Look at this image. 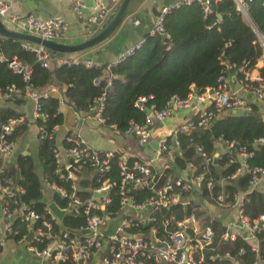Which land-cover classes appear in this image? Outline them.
<instances>
[{
	"label": "trees",
	"instance_id": "16d2710c",
	"mask_svg": "<svg viewBox=\"0 0 264 264\" xmlns=\"http://www.w3.org/2000/svg\"><path fill=\"white\" fill-rule=\"evenodd\" d=\"M210 9V12L205 14L197 3L171 9L165 15L162 34L146 37L131 55L110 69H107L104 64L87 67L82 62L57 65V57L63 54L52 53L48 49L51 58L47 66H43L37 54L27 48L35 44L0 38L2 56L0 88L15 85L24 89L30 84L33 89L41 91L52 84L59 89V93L68 100L75 111L80 113L89 112L90 107L94 105V99L103 93L105 95L102 111L103 124L114 125L118 132L125 133L131 123L143 124L145 121L147 115L145 109L140 110L135 106V102L140 97L147 99L144 106L154 105L156 110H163L170 106L173 96L184 100L193 91L201 95L208 88L216 87L219 77L228 76L230 68L236 73L237 79H243L245 72L254 68L257 59L264 51L258 37L260 34L264 38V0L249 2L247 10L249 22L244 19L233 0H213ZM218 16H221V19ZM13 58L29 67L31 75L28 81H24L21 74L13 73L7 67L6 60ZM260 75L264 77V70H261ZM99 76L104 80L100 84H95L94 79ZM108 77H111L109 83L106 81ZM107 88H109L108 91ZM60 102L57 94L40 100V111L46 115L44 120L36 119V124L43 127V131L39 132L38 144V159L43 176L46 182L65 189L68 194L74 193L81 199L91 196L87 188H97L103 182H116L117 185L109 190L110 203L101 212L116 217L121 208L119 164L124 162L119 153H113L110 159L111 168L104 174L93 172V168L88 164L82 166L79 170L83 174L93 172V179L92 181L79 179L78 183L82 188L78 191L73 189V180L66 178L64 169L61 172L56 171L52 133L54 127L62 125L63 122V116L59 111ZM252 107V113L223 114L221 119L217 116L207 127L194 126L189 133L178 132L175 141L168 137V144L177 143L179 154L174 155V161L170 167L158 171L149 166L152 175L160 176L155 187L162 186L167 180H176L177 171L183 170L188 163H192L195 167V176L199 174L203 176L199 182L200 193L208 202L218 203L217 196L225 194L226 199L223 202L225 205L234 201V195L239 190L248 191L251 180L249 172L245 171L235 180L230 177L241 165L237 160L239 148H245L248 153L246 165L249 169L264 168V142H258L259 139H264V114H261L257 107ZM212 108V105H206L197 109L196 114L186 119L183 124L186 122L196 124L200 114ZM13 116L16 115L11 110L0 112V132L1 124ZM27 128L26 122L17 125L11 138L14 140L24 134ZM232 141L238 144L231 152L227 150L221 153L214 163L213 157L219 147L218 144L223 142L227 145ZM63 143L66 149L72 146L66 139ZM197 147H201L207 153L211 158L210 161L203 160L196 151ZM100 154L103 153L100 152ZM135 163L143 164L141 160L134 158L125 161L130 169ZM17 169L20 171L21 179L16 188L23 192H16L14 197H9L5 193L9 210L19 207L22 203L27 204L39 216L33 224L34 228L42 226L43 221H48L52 225L50 232L54 235L60 234L57 220L43 201L40 178L30 154H19L16 167L1 168L0 191L16 189L14 185ZM221 179L229 180L228 183L221 185ZM209 180L212 181L210 187L207 186ZM191 192V188L186 189L183 197L189 196ZM128 194L137 202H141L152 195L153 190L134 189ZM54 200L61 208H67L68 199L56 193ZM194 206L192 202H189L186 211L182 204L160 207L151 213L152 218L147 225L134 221L124 231L128 234L141 233L146 236L150 229L154 228L156 237L165 238L176 229L179 222L194 213L197 219L203 217L205 228L210 227L213 231L211 241L195 255L197 259L202 255V264H253L264 258V229L255 234L258 240V249L255 250L243 235H237L234 239H225V226L218 220L204 218L202 211L193 210ZM243 212L250 221L264 214V192L261 189L256 188L245 194ZM7 222L12 230L8 237L23 241L29 233L26 223L16 218ZM63 223L72 230H80V227L82 229L85 225V218L67 215ZM189 233L193 235L191 230ZM41 239L39 242L33 241L31 245H37L40 250L44 249L48 240L45 237ZM59 264L76 263L67 260Z\"/></svg>",
	"mask_w": 264,
	"mask_h": 264
},
{
	"label": "built area",
	"instance_id": "2783aa9c",
	"mask_svg": "<svg viewBox=\"0 0 264 264\" xmlns=\"http://www.w3.org/2000/svg\"><path fill=\"white\" fill-rule=\"evenodd\" d=\"M120 0H112L111 4L106 5L104 0H98L100 5L99 17L104 18L107 13L116 6ZM213 0H177L169 6H163L156 17L154 26L151 30V35L162 34L164 32V18L165 15L173 8H179L184 5H190L197 3L205 14L210 12L211 3ZM241 12L242 16L248 17L247 10L249 2L251 0H233ZM84 4L80 0H76L73 6V10L78 16H82V9ZM0 20L5 24L13 26L17 31L28 33L38 36L42 39H47L55 42H62L66 39L67 34V22L62 16H52L48 18L38 17L34 13L17 14L11 11V5L7 2L0 1ZM95 20L90 19V22ZM89 22V21H88ZM259 40L264 47V38L258 34ZM141 44V43H140ZM140 44L132 45L126 52L121 54L118 60L114 63L107 64L106 68L110 69L113 65L125 59L131 55L133 51L139 47ZM32 52L37 54L38 59L43 66H47L48 61L51 58L47 49L41 45L35 44L34 46H27ZM7 67L16 74H21L24 81H28L31 75V71L28 66L23 65L19 60L13 58L6 60ZM82 61L69 60L66 58L57 59V65L72 64ZM87 67L93 65H101L95 62L83 61ZM232 69V68H230ZM233 70V69H232ZM242 70V69H241ZM234 71V70H233ZM111 77L106 78L109 83ZM103 77L99 76L94 79L95 84H100L103 81ZM240 89L248 90L253 94L255 102L260 105V108L264 111V77H252L251 70L245 72L243 79H237ZM256 82V83H255ZM59 89L50 84L44 90H35L30 84L26 85L24 89H20L15 85H9L5 88H0V100H9L16 96L28 98L35 103L36 118L44 120L46 115L40 111V100L47 99L52 93H58ZM174 100L170 103L168 108L163 110H156L154 105L144 106V102L147 100L145 97H140L135 106L140 110L145 109L147 115L143 124L131 123L130 128L126 132L134 134L141 145L149 144L152 139L153 132L151 124L154 120H163L166 117L172 115L174 109L190 108L195 104H209L213 108L208 111H203L199 120L195 123L186 122L177 128L170 129L168 136L175 141L178 132L189 133L194 126L207 127L217 117L220 116L225 110L241 111L242 113H250L253 111L252 105L243 98L238 90H234L230 86V82L227 76H220L218 84L214 88H208V90L195 97L190 94L186 99L180 100L175 96ZM105 95L102 93L100 96L94 99V105L90 107L89 113L98 124H103L104 119L102 117V111L104 109ZM196 102V103H195ZM149 110V112H147ZM24 118L22 116H13L7 119L1 124L0 132V158L9 156L13 150V139L11 138L14 128L23 123ZM115 128L114 125H111ZM43 131V127H40ZM52 135V134H51ZM50 135V136H51ZM167 137H163L158 142V151L163 156L164 153L169 157L174 158L175 149L177 143L173 145L167 143ZM67 142H71L72 146L67 149L69 162L67 165L62 166L59 151L54 149V157L56 161V171L61 172L63 169L66 171V178L74 180L75 176L71 169L79 170L82 166L88 164L93 168V172L104 174L111 168L110 159L113 153L106 152L100 154V152L90 148L81 138H74L68 136ZM259 143L264 142V139H259ZM238 144L236 141L227 143V150H231ZM237 159L240 157L243 160L242 166L236 170L232 177H236L241 171L245 169L246 172L251 174V180L249 182V189L241 194L236 193L234 200L236 206L239 209V224L243 232L248 235L255 236L258 231L264 229V214L259 215L255 220L250 219L243 212V201L245 194L258 188L261 177L264 175V168L254 167L249 169L246 165V157L248 153L245 148L238 149ZM197 153L203 158L205 162L210 161V157L201 147L196 148ZM190 165L193 166L192 163ZM150 164L135 163L133 168L130 169L126 166L125 162L119 164L121 180L119 182V198L120 207L123 209L128 205H132L138 209L149 208L151 213L160 208L168 207L172 204L187 205L184 201L183 193L186 189L191 188L189 183L177 178L176 180H167L162 186L155 187L157 181L153 183L154 177L150 171ZM2 167H0L1 170ZM203 179L202 175L195 176V181L199 182ZM116 182H103L99 187L95 188V193L101 195L90 196L86 199H81L74 193L68 194L65 189L51 184L52 188L62 198L68 199L67 207H73L75 211L82 214L85 218V225L83 231L85 233L79 237L70 235V233L64 231L58 235L52 234L50 231L52 225L48 221H43L42 226L34 228L33 224L38 220L39 216L34 210H32L27 204L22 203L19 207L9 210L8 204L5 199V193L9 197H14L17 193H22L21 189H1L0 191V212L6 220L20 219L26 223L28 231L33 232V241H41L43 237L47 238L48 243L46 247L40 250L37 245H29V249L39 257H49L55 261L65 262L71 260L76 264H86L92 257V255L100 250L104 245L107 246L109 254L103 258L104 264H158L164 262L166 264H202V255L196 258V253L202 251L204 246L211 241L213 231L210 227H206L203 230H199L195 227H191L190 224L196 220L195 214L191 213L186 219L179 222L176 229L170 232L165 238L156 237L155 229L151 228V235L149 238L144 236H127L124 233V229L131 225L126 220H123L119 224V228L116 233L111 236L103 234V230L106 228L111 217V214L103 212L105 206L110 203V197L106 194L113 186H116ZM212 181L207 182V186L210 187ZM148 188L153 190V194L144 198L141 202H137L134 197L128 193L134 189ZM179 188V189H176ZM73 189L75 187L73 185ZM104 195V196H103ZM226 199L225 194L217 196L216 201L218 204H223ZM234 203V201H233ZM149 217V221L151 220ZM46 229V230H45ZM192 231L193 235L189 233ZM241 230V231H242ZM6 231L12 233L9 223L7 222ZM26 238V237H25ZM234 239V237H226ZM25 239L23 238V242ZM253 264H264V258L255 261Z\"/></svg>",
	"mask_w": 264,
	"mask_h": 264
},
{
	"label": "crops",
	"instance_id": "0c3cea01",
	"mask_svg": "<svg viewBox=\"0 0 264 264\" xmlns=\"http://www.w3.org/2000/svg\"><path fill=\"white\" fill-rule=\"evenodd\" d=\"M0 1L9 3L11 5V11L17 14H27L32 12L41 18L62 16L67 22L68 27L66 39H64L62 43L67 44H78L85 40L87 36L91 34L86 30V27H89L87 23L90 24L95 22L100 12V5L98 3V0H80L84 4V7L82 9V16H78L73 10V6L76 0ZM104 1L106 5L111 4L112 2V0ZM164 1L166 0H142L135 7L132 6V10H130L124 17L118 28L103 43L82 51L63 54L61 57H57V59L66 58L69 60H77L82 62L89 61L101 65H107L116 62L121 54L126 52L132 45L142 43L146 39V37L151 35V30L154 26L159 10L164 6ZM94 17L95 20L90 22V19ZM244 19L249 22L248 17H245ZM5 25L10 30H16L9 24L5 23ZM147 34L149 35L146 36ZM0 38L3 37L0 36ZM0 59H2L1 54ZM261 70H264V51L262 55L257 59L254 68L251 69L252 77L255 78L260 76ZM227 75L231 88L234 90H238L239 94L243 98H245V100H247L252 106L257 107L258 111L261 114H264V111L260 108V105L255 102L253 94L248 90L239 88L236 73L229 70ZM53 94H57V96H59V99L61 100L59 104V111L63 116V122L62 125L54 127L52 134L55 148L59 151V157L62 166L67 165L69 162L67 149L65 148L63 142L68 137L67 134H71V136L74 138L83 139V141L95 151L102 153H119L124 162L129 158H134L137 160H141L145 164H150V167H153L158 171L162 170L165 167H170L173 164L174 158L169 157L166 154L162 156L158 151L157 146H155L154 144L156 143L158 145V142L161 138H163L164 136H168L170 129L177 128L178 126L182 125L186 119L195 115L197 109H201L203 108V106L209 105L195 104L190 108L174 109L172 115H170L169 117H166L161 121L154 120L151 124V129L153 132L152 139L150 140L149 144L141 145L138 138L134 134L128 132L120 133L111 126L98 124L89 112H77L68 103V100L62 94H60L59 92L52 93V95ZM192 94H194V91ZM5 110H11L15 113L16 116H22L24 118V122L28 124V128L24 134L13 140L14 145L11 154L3 159L0 158V161H2L1 167H16L17 156L19 154H30L34 159L35 169L40 178L43 201L46 204L47 209L49 210V204L55 203L62 210H70V212L65 216L74 215L80 218H84L82 214L75 211L73 207L61 208L56 203V201L54 200L56 191L52 188L51 183L46 182L43 176L41 164L38 159V144L40 141L39 132L41 131V126H38L36 124L37 118L35 103L32 100L23 98L21 96H16L9 100H0V112ZM236 112H234L233 110H225L220 116L228 113L236 114ZM218 145L219 147H217L213 159H217L221 153L227 151L226 143L220 142ZM176 152L178 153L177 147L175 149L174 155H176ZM239 158L237 160L242 166ZM78 171L81 175L79 177H76V175L74 174L75 179L73 180V185L76 191L81 190L82 188L78 183L79 179L84 178L90 181H92L93 179V172L91 174H83L80 170ZM194 172L195 170L190 165V163H188V165L183 170L177 171V177L189 183L192 190L189 196L183 197L184 201L187 202V205L189 204V202H192L193 205H195L193 207V210L197 212L202 211L204 213V218L208 217L210 220L220 221L226 229V234L224 235L225 239H228L226 237L230 236L235 238L237 235H243L245 240L251 244L253 249L257 250L258 240L256 239V236L248 235L241 229L238 216L239 209L236 206L237 201L234 200V203L229 202L225 205L218 204L216 202H208V200L204 199L201 196L200 187L199 184L195 181ZM239 172L240 173L236 177L231 176L230 179H237L239 175L245 172V169L242 168ZM228 180L229 179H221L220 184H226L228 183ZM258 188L264 192V175L261 177ZM86 190L90 192L91 196H95V194H97L94 191L95 188H87ZM241 193H243V191L239 190L238 194ZM108 194L109 191L104 195ZM100 196H102V194L98 195L97 197ZM187 205L184 206L187 207ZM150 212L151 210L149 208L138 209L132 205H128L123 209L120 208L119 215L114 217L113 219L122 216L121 221L126 220L131 224L134 221H138L141 225H147L150 217ZM53 217L56 219L54 215ZM57 224L59 225L58 221ZM6 225L7 220L0 212V264L60 263L59 261H55L49 257L47 258L36 256L29 249V245H31V242H28L26 240L24 242L19 240L17 241L13 238H9V233L6 231ZM190 226L192 228L195 227L199 230H203L205 228L203 217H198V219L196 218V220L192 222ZM59 231L62 232L61 230ZM72 231L74 233H70V235L73 234L79 237H81L85 233V231H83V227L82 229L80 227V230ZM124 233L127 236H144L146 238H149L151 235L150 231L146 236L142 235L141 233L128 234L125 231ZM108 254V248L106 245H104L100 250L96 251L92 255V257L86 264H104L102 260ZM158 264L166 263L160 262Z\"/></svg>",
	"mask_w": 264,
	"mask_h": 264
},
{
	"label": "water",
	"instance_id": "95a60500",
	"mask_svg": "<svg viewBox=\"0 0 264 264\" xmlns=\"http://www.w3.org/2000/svg\"><path fill=\"white\" fill-rule=\"evenodd\" d=\"M142 0H120L114 8H112L107 15L104 18L97 17L96 21L93 23H87L89 27H86V30L90 32L91 34L87 36L85 40L78 44H67L62 42H55L47 39H42L38 36L31 35L28 33L20 32L17 30H10L6 27V25L0 20V36L3 38H11L15 40H22V41H28L33 44L41 45L44 48L48 49L52 53H73L77 51H82L91 47H94L100 43H103L105 40H107L114 31L118 28V26L121 24L124 17L128 14L130 10H132V6L135 7L137 4H139ZM177 0H166L164 1V6H169L173 2ZM219 19H221V16H218ZM147 34L146 36H148ZM109 47V46H108ZM231 72H233L232 69H230ZM109 88H107V91ZM195 97L197 96V93L193 94ZM174 100L171 99L170 102L172 103ZM149 112V110L147 111ZM237 115H241V111L236 112ZM222 116H219L218 119H221ZM155 146L158 145L155 143ZM153 145V146H154ZM178 153L176 152V155ZM239 161L243 163V160L239 158ZM213 162H216V158L213 159ZM2 165V161H0V167ZM71 171L76 175V177H79L81 174L78 170L71 169ZM21 176L20 171L17 170L16 177H15V185L14 188H16L20 182ZM158 179V175L154 177L153 183L156 182ZM99 194H95V196H98ZM50 212L56 217L60 230L62 232L66 231L68 233H74L71 229L66 228L65 225L62 223L64 216L70 212V210H62L60 209L55 203L49 204L48 206ZM184 209L186 211L187 207L184 206ZM80 215V214H79ZM122 220V216H119L115 219H112L108 222L106 228L103 230V234L106 236H111L114 233L117 232L119 228V224ZM33 239V232L30 231L28 235L26 236L25 240L28 242H31Z\"/></svg>",
	"mask_w": 264,
	"mask_h": 264
}]
</instances>
